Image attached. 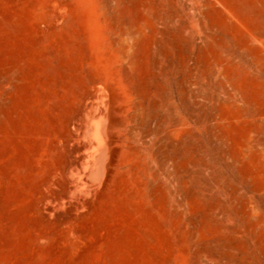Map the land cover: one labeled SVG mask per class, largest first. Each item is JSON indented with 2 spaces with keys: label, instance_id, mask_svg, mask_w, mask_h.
<instances>
[{
  "label": "rangeland",
  "instance_id": "rangeland-1",
  "mask_svg": "<svg viewBox=\"0 0 264 264\" xmlns=\"http://www.w3.org/2000/svg\"><path fill=\"white\" fill-rule=\"evenodd\" d=\"M0 264H264V0H0Z\"/></svg>",
  "mask_w": 264,
  "mask_h": 264
},
{
  "label": "bare ground",
  "instance_id": "bare-ground-1",
  "mask_svg": "<svg viewBox=\"0 0 264 264\" xmlns=\"http://www.w3.org/2000/svg\"><path fill=\"white\" fill-rule=\"evenodd\" d=\"M171 147V146H170ZM85 166H83V169H84Z\"/></svg>",
  "mask_w": 264,
  "mask_h": 264
}]
</instances>
